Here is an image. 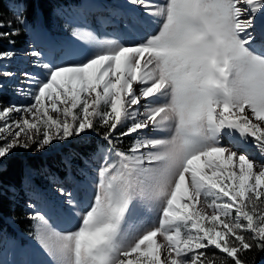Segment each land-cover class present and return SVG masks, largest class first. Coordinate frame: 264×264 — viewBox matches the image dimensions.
Instances as JSON below:
<instances>
[{"label": "snow or ice", "instance_id": "snow-or-ice-1", "mask_svg": "<svg viewBox=\"0 0 264 264\" xmlns=\"http://www.w3.org/2000/svg\"><path fill=\"white\" fill-rule=\"evenodd\" d=\"M127 3L133 11L109 10L119 29L99 35L92 5L56 10L79 44L24 53L35 71L6 70L17 53L0 50V77H23L15 94L32 101L0 102V174L18 147L39 152L91 130L107 147L81 154L69 182L94 196L58 189L78 226L31 215L52 264H215L209 248L245 264L244 252H264V0ZM31 30L44 34L42 18Z\"/></svg>", "mask_w": 264, "mask_h": 264}, {"label": "rangeland", "instance_id": "rangeland-1", "mask_svg": "<svg viewBox=\"0 0 264 264\" xmlns=\"http://www.w3.org/2000/svg\"><path fill=\"white\" fill-rule=\"evenodd\" d=\"M70 10L68 9H63L61 10V13H65L68 12ZM64 23H65V19H64V15L60 14L57 15L55 14L54 18L52 17L51 20V26H48L47 29L43 28L44 34L43 35H37L34 32L31 33V29L28 26L23 25L25 28H27V31L30 34V38L32 35V38H34V42H38L39 38L43 37L44 35H48L52 38H54V41L59 45V47H62L64 45H69V44H79V42L74 41L73 37H71V35L69 34V31L64 27ZM158 24L156 25V28ZM13 29H17L15 26H12L10 28V31ZM155 31V29H154ZM32 42V40H31ZM33 46V45H32ZM81 48L84 47L82 44L79 45ZM9 50L15 51L17 53L16 57L12 60V61H4L2 62L4 65V68L6 70H11L13 72H23L24 70H28V71H35L33 65H32V61L34 58H32L31 56H25L24 53L26 52H31L33 50V47L28 48L26 50H15L10 48ZM36 50V49H35ZM41 51V50H39ZM42 52V51H41ZM15 80H19V78L17 79H6V78H2L0 77V83H2L3 87L0 88V94L1 95H6L9 94L10 92H13L14 95L15 94V87H16V83H14ZM16 99L19 100H23L25 98L23 97H19L16 95L15 97ZM11 100V99H9ZM7 100V101H9ZM4 102H6L4 100ZM18 115V114H17ZM103 131V130H101ZM94 135H97L95 132L88 130L85 133H82L80 136H73L68 138L65 141H54V143H60V144H64L65 142L67 143V141L69 139H74V140H78L77 146L78 149H83L84 145H82V142L86 141L89 142L88 140H90L89 137H93ZM131 139L130 138H124L123 143L120 145V147L127 149L130 144H131ZM75 145L73 144L72 147H74ZM92 146V145H91ZM53 148L52 146L47 147L44 151H48L50 152ZM31 152V153H39L37 151L34 150H24L23 148H16L11 155H18L16 158H12V164L7 166V169L5 171V178L2 179L4 186L3 187L5 189V191H8V188H10L11 186H14L15 189H18L19 186L21 185V187H23L24 185V168L26 167L27 169H30V175L36 179H40V182L45 184L47 186V178H43L41 177V175L33 169V167L36 168V166H22L23 164H25L26 162H30V158H28L27 154H25L24 152ZM253 151L255 152V149H253ZM41 155H43V153H41ZM256 155H259L258 153H256ZM25 158V159H24ZM79 167H83V166H78ZM42 170H45L47 167L46 166H42L41 167ZM32 169V170H31ZM42 174V173H41ZM79 187V186H78ZM81 188V187H79ZM54 189V188H53ZM52 189V190H53ZM80 194L82 195V197H84L85 195L88 196L89 199L92 198L93 194H94V189L91 187H88L87 190L85 191L84 188L81 189ZM16 197V196H15ZM8 202H10L11 207L10 209H14L17 206L23 204V208H22V212H19L20 218H17V216L15 214H10L13 215V218H9L10 222H18L22 227H24L26 230L23 231V233H19L18 236H9L6 235L5 232L0 233L1 237H0V264H6V261L8 259V252L11 249L12 244L18 243L21 248L22 251L26 252V250L30 251L33 248H36V244H39L37 242V240L35 239V222L31 219V215L34 211L39 210L41 212H43L45 214V212H47L46 210H48L51 206L55 208V210L58 213H62V212H66L65 215L67 214V210L65 209L64 211H61L63 205L62 202L54 200L51 202H35L33 203V196L28 197L26 200L22 201L21 198L16 197V199L14 201H10V199H6ZM33 204H32V203ZM29 205H32L33 207H29ZM15 212V210H14ZM141 215H143L144 213H140ZM15 219V220H14ZM79 220L72 216L71 220H65V218L63 217L62 221H61V226L63 227L64 225L66 227L63 228V231H70V230H74L75 227L77 226ZM246 236H250V233H245ZM40 246V245H39ZM39 251H36V264H50L51 259L47 256V254L44 252V250L42 249V247L40 246Z\"/></svg>", "mask_w": 264, "mask_h": 264}, {"label": "trees", "instance_id": "trees-1", "mask_svg": "<svg viewBox=\"0 0 264 264\" xmlns=\"http://www.w3.org/2000/svg\"><path fill=\"white\" fill-rule=\"evenodd\" d=\"M28 1V10L27 15L30 21L34 22L37 19V8L35 5V0H27ZM51 0H38L39 4L42 5V10L46 15H48L49 9L48 4ZM0 19L5 21L6 23L11 21L14 22V15L13 12L10 11L6 5L4 4L3 0H0ZM0 31L8 32L9 30L7 27L0 29ZM10 38H15L17 44H22L25 40V32L24 30H20V34L17 36L9 37L8 39H0V50H6L7 41ZM1 178H5V172L1 174ZM11 204L5 200L4 198H0V212L5 214L10 213ZM4 225L3 219L0 217V226ZM20 228H23L22 226ZM9 231H12L11 227L8 226ZM209 255L211 253L216 252L217 255L215 257V264H222V261H227V264H233L230 258H227L224 254L218 253V250L214 248H209L208 250ZM241 259L245 261V264H264V252L258 251L256 247H253L250 251H246L241 255Z\"/></svg>", "mask_w": 264, "mask_h": 264}, {"label": "bare ground", "instance_id": "bare-ground-1", "mask_svg": "<svg viewBox=\"0 0 264 264\" xmlns=\"http://www.w3.org/2000/svg\"><path fill=\"white\" fill-rule=\"evenodd\" d=\"M92 17L95 18L94 15H92ZM24 159H25V158H24ZM29 170H30V169H29ZM31 170H32V169H31Z\"/></svg>", "mask_w": 264, "mask_h": 264}]
</instances>
